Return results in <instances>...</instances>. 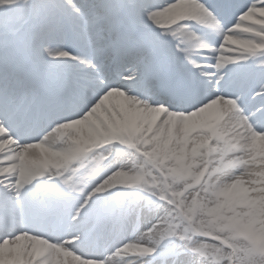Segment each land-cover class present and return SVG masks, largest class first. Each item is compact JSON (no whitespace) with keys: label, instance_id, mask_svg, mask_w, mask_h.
<instances>
[{"label":"snow or ice","instance_id":"snow-or-ice-1","mask_svg":"<svg viewBox=\"0 0 264 264\" xmlns=\"http://www.w3.org/2000/svg\"><path fill=\"white\" fill-rule=\"evenodd\" d=\"M0 264H264V0H0Z\"/></svg>","mask_w":264,"mask_h":264}]
</instances>
